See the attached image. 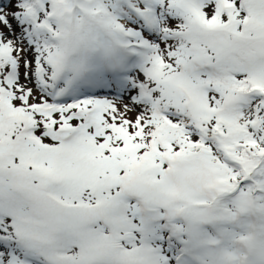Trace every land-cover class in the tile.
Here are the masks:
<instances>
[{
    "label": "snow or ice",
    "instance_id": "1",
    "mask_svg": "<svg viewBox=\"0 0 264 264\" xmlns=\"http://www.w3.org/2000/svg\"><path fill=\"white\" fill-rule=\"evenodd\" d=\"M0 264H264V0H0Z\"/></svg>",
    "mask_w": 264,
    "mask_h": 264
}]
</instances>
